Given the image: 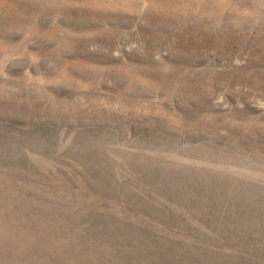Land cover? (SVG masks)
Returning a JSON list of instances; mask_svg holds the SVG:
<instances>
[{
  "label": "rangeland",
  "instance_id": "374dc122",
  "mask_svg": "<svg viewBox=\"0 0 264 264\" xmlns=\"http://www.w3.org/2000/svg\"><path fill=\"white\" fill-rule=\"evenodd\" d=\"M0 264H264V0H0Z\"/></svg>",
  "mask_w": 264,
  "mask_h": 264
}]
</instances>
